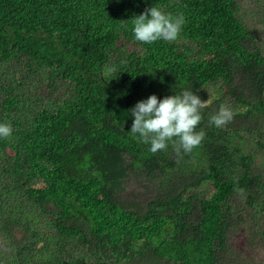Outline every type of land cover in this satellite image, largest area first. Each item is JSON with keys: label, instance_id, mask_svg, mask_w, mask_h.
<instances>
[{"label": "trees", "instance_id": "trees-1", "mask_svg": "<svg viewBox=\"0 0 264 264\" xmlns=\"http://www.w3.org/2000/svg\"><path fill=\"white\" fill-rule=\"evenodd\" d=\"M152 6L183 14L177 40H135L131 19ZM239 8L0 0V123L13 128L0 138L1 230L18 257L0 253V264H244L230 253V230L248 225L264 239V164L242 133L264 149V46ZM219 80L217 110L229 97L239 111L217 128L206 86ZM185 88L208 102L196 129L206 135L192 153L177 154L170 141L153 154L130 132V110ZM16 198L49 216L53 232L26 224Z\"/></svg>", "mask_w": 264, "mask_h": 264}, {"label": "clouds", "instance_id": "clouds-1", "mask_svg": "<svg viewBox=\"0 0 264 264\" xmlns=\"http://www.w3.org/2000/svg\"><path fill=\"white\" fill-rule=\"evenodd\" d=\"M131 21L135 40L151 44L158 40H177L185 18L183 14L173 16L160 7L152 6L134 16ZM207 106V100H202L187 88L175 95L165 96L162 100L152 94L137 102L130 110L134 117L130 132L134 136L138 134L139 141L150 144L149 150L153 154L166 150L170 141L177 154L181 151L192 153L206 135L203 130L196 129L202 121L201 110ZM232 119V110L222 103L210 116L209 123L219 128ZM12 133L10 123H0V138H8Z\"/></svg>", "mask_w": 264, "mask_h": 264}, {"label": "rangeland", "instance_id": "rangeland-1", "mask_svg": "<svg viewBox=\"0 0 264 264\" xmlns=\"http://www.w3.org/2000/svg\"><path fill=\"white\" fill-rule=\"evenodd\" d=\"M240 4V8L238 11V15L243 18L247 25L253 29H255V34L257 35L256 41L259 42L261 46H264V4L258 3L255 0H238ZM223 87V82L221 80L213 82L206 86V90L210 94L209 103L219 95L220 89ZM213 110H217L216 101L213 100ZM223 104L228 106L233 114L239 111L233 109L234 102L229 97H225ZM242 110V109H240ZM239 120H242L239 118ZM246 137V140L243 143V148L251 153L256 155V162L258 164H264V149H259L255 145V139L257 136L247 133L245 131L242 132ZM2 157L0 156V162ZM262 166V164H261ZM260 166V168H261ZM263 167V166H262ZM262 169V168H261ZM2 173L0 171V180H2ZM210 186L209 182H205L200 187L197 188L198 191L206 190ZM132 188H128L127 194H131ZM134 193V201H145L143 194H139V191H135ZM235 204L238 203V200L234 201ZM26 199L24 198H16L12 200V205L23 207L24 211V220L26 224H28L33 230H36L41 235L48 234L49 232H53L51 230V221L49 216H44L40 214V212L33 205H26ZM3 218L0 213V253L3 256L5 262H16L18 257L15 254L14 247L12 246L11 241L8 239L7 234L1 230ZM258 234H254L248 229V225H243L241 229H232L230 230V253L238 254L240 259L244 261V264H264V239L258 238ZM256 241V244L249 245V240ZM232 254H229L228 257H231ZM37 255L36 258H38ZM26 258H32L31 255H27Z\"/></svg>", "mask_w": 264, "mask_h": 264}]
</instances>
